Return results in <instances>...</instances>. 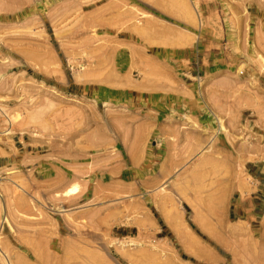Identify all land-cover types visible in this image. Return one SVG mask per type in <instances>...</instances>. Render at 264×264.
<instances>
[{
  "label": "rangeland",
  "instance_id": "374dc122",
  "mask_svg": "<svg viewBox=\"0 0 264 264\" xmlns=\"http://www.w3.org/2000/svg\"><path fill=\"white\" fill-rule=\"evenodd\" d=\"M0 264H264V0H0Z\"/></svg>",
  "mask_w": 264,
  "mask_h": 264
},
{
  "label": "bare ground",
  "instance_id": "6f19581e",
  "mask_svg": "<svg viewBox=\"0 0 264 264\" xmlns=\"http://www.w3.org/2000/svg\"><path fill=\"white\" fill-rule=\"evenodd\" d=\"M76 189V185H74L73 187L67 189V191H74Z\"/></svg>",
  "mask_w": 264,
  "mask_h": 264
}]
</instances>
